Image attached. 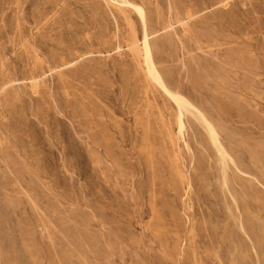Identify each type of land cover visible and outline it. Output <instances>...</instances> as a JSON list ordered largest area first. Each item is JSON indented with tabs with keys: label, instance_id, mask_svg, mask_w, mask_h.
Wrapping results in <instances>:
<instances>
[{
	"label": "rangeland",
	"instance_id": "rangeland-1",
	"mask_svg": "<svg viewBox=\"0 0 264 264\" xmlns=\"http://www.w3.org/2000/svg\"><path fill=\"white\" fill-rule=\"evenodd\" d=\"M128 1L0 0V264H264V0Z\"/></svg>",
	"mask_w": 264,
	"mask_h": 264
},
{
	"label": "bare ground",
	"instance_id": "bare-ground-1",
	"mask_svg": "<svg viewBox=\"0 0 264 264\" xmlns=\"http://www.w3.org/2000/svg\"><path fill=\"white\" fill-rule=\"evenodd\" d=\"M112 4L114 6H123V5H129L131 3H129L128 0H111ZM134 7V9L137 11L141 22H142V26H143V35H142V40L140 42V46H141V50H142V57H143V62L144 65L146 67V74L149 77V79L154 82L155 84H157L164 93H166L176 104L177 108H178V116H177V126H178V131L179 133L182 132L183 127H184V123L182 120V115H183V111L188 110L189 108L192 110V108H194V106H192L189 101H187V99L185 97H183L181 94L177 93V92H173L171 91L168 87L170 85H166V82L162 76V74L160 73V71L157 69L156 64H155V60H154V56H153V49L152 46L150 44V39L149 36L150 34L147 32L146 29V15L144 10L138 6V5H132ZM137 42V40H136ZM169 84V83H167ZM52 87V86H51ZM176 88V87H175ZM174 90V89H173ZM176 91V90H175ZM191 102V101H190ZM199 108V107H198ZM195 109V108H194ZM193 109V110H194ZM192 112H195L193 111ZM187 112V111H186ZM189 112V111H188ZM200 118L202 120V123L204 122L207 126V129L209 131V135L210 138L212 140V143H214V145L216 146L218 153L221 155L222 158H224V152L219 141L217 138V133H216V129L214 130L213 127L211 126L210 123L206 120V118L202 115V113L199 112ZM198 117V116H197ZM196 117V118H197ZM199 119V118H198ZM199 122V121H198ZM214 126V124H212ZM215 127V126H214ZM217 127V126H216ZM218 129L220 128L219 126L217 127ZM218 132V131H217ZM220 133V132H219ZM220 138V137H219ZM224 146V144H223ZM225 148V147H224ZM226 149V148H225ZM219 155V156H220ZM173 159V158H172ZM225 159V158H224ZM227 160V159H226ZM217 162V161H216ZM230 163V162H229ZM220 164V163H219ZM233 164V163H231ZM176 168V167H175ZM176 171V170H175ZM177 172V171H176ZM224 172V171H223ZM178 174V172H177ZM229 178V177H228ZM230 179V178H229ZM228 182V181H227ZM189 186V185H188ZM245 194V193H244ZM233 202V201H232ZM225 203V202H224ZM225 205V204H224ZM235 206V205H234ZM225 207V206H224ZM230 207V206H229ZM227 209V208H226ZM228 211V210H227ZM239 212V211H238ZM232 216V214H231ZM238 216V215H237ZM235 217V216H233ZM234 219V218H233ZM242 224V223H241ZM240 225V224H239ZM239 229V228H238ZM237 229V230H238ZM241 229V227H240ZM239 229V232H240ZM243 235V234H242ZM239 243V242H238ZM241 244V243H240ZM239 245V244H238ZM254 245V244H253ZM258 248V247H257ZM261 250V249H259ZM251 253V251H249ZM256 259V258H255ZM262 259V258H261ZM264 261V259H262ZM254 262V261H253ZM260 264V263H259Z\"/></svg>",
	"mask_w": 264,
	"mask_h": 264
}]
</instances>
